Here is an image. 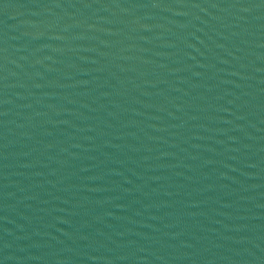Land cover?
Returning a JSON list of instances; mask_svg holds the SVG:
<instances>
[{
  "label": "water",
  "instance_id": "obj_1",
  "mask_svg": "<svg viewBox=\"0 0 264 264\" xmlns=\"http://www.w3.org/2000/svg\"><path fill=\"white\" fill-rule=\"evenodd\" d=\"M0 264H264V0H0Z\"/></svg>",
  "mask_w": 264,
  "mask_h": 264
}]
</instances>
